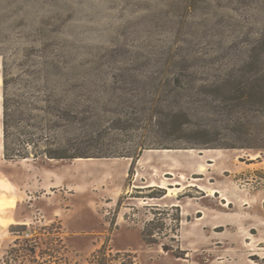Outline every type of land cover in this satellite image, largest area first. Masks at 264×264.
<instances>
[{
  "label": "rangeland",
  "instance_id": "1",
  "mask_svg": "<svg viewBox=\"0 0 264 264\" xmlns=\"http://www.w3.org/2000/svg\"><path fill=\"white\" fill-rule=\"evenodd\" d=\"M3 64L74 67L92 150L153 148L5 159ZM0 199V264L25 232L48 264H264V0H0Z\"/></svg>",
  "mask_w": 264,
  "mask_h": 264
},
{
  "label": "trees",
  "instance_id": "2",
  "mask_svg": "<svg viewBox=\"0 0 264 264\" xmlns=\"http://www.w3.org/2000/svg\"><path fill=\"white\" fill-rule=\"evenodd\" d=\"M118 69L130 70L127 67ZM75 70L72 66L50 65L45 69L41 80L36 79L32 74L31 79L21 86L17 81L18 78H15L14 85L9 88L11 85L3 64L1 122L5 159L44 157L52 160H72L118 156L130 157L134 161L143 148H153V145L145 146L142 142L139 148L137 146L125 152L93 151L90 142H96L99 135L97 133L96 136H92L93 132H88L86 128L87 109L83 103L84 86L74 76ZM150 116L155 117V126L160 130L173 134L177 130H183L182 126L188 114L183 110L170 108L166 112L155 110L150 113ZM117 120L120 122L119 118ZM187 145L206 147L211 145V140H188ZM153 221L154 219L150 220L146 226L153 224ZM143 240L146 243L156 242L146 239L145 233H143ZM29 241L16 238L14 244L7 250L3 261L6 264H12L11 259L14 264H48L38 259L37 242ZM162 247L166 251L170 249L164 244ZM60 259L54 264H63Z\"/></svg>",
  "mask_w": 264,
  "mask_h": 264
},
{
  "label": "bare ground",
  "instance_id": "3",
  "mask_svg": "<svg viewBox=\"0 0 264 264\" xmlns=\"http://www.w3.org/2000/svg\"><path fill=\"white\" fill-rule=\"evenodd\" d=\"M162 150H163V151H169L170 149H162ZM190 150H191V149H188V151H190ZM250 157H251V158H257V157H258V154L251 155ZM199 169H200L201 171L205 170V164H200ZM148 185H159V186H161V187H164V185H162V184H160V183H156V182H154V181H151ZM166 189H167V195H169L170 193H172V192H171V190L173 189L172 187H166ZM214 193H216L215 190H211V191H210V194H214ZM224 198H225V203H224V205H229V200H228L226 197H224ZM3 200H4V199H0V203H2Z\"/></svg>",
  "mask_w": 264,
  "mask_h": 264
},
{
  "label": "built area",
  "instance_id": "4",
  "mask_svg": "<svg viewBox=\"0 0 264 264\" xmlns=\"http://www.w3.org/2000/svg\"><path fill=\"white\" fill-rule=\"evenodd\" d=\"M23 237H24V239H29V237H30V233H29V232H25V233L23 234Z\"/></svg>",
  "mask_w": 264,
  "mask_h": 264
},
{
  "label": "crops",
  "instance_id": "5",
  "mask_svg": "<svg viewBox=\"0 0 264 264\" xmlns=\"http://www.w3.org/2000/svg\"><path fill=\"white\" fill-rule=\"evenodd\" d=\"M22 223H26V222H22Z\"/></svg>",
  "mask_w": 264,
  "mask_h": 264
}]
</instances>
